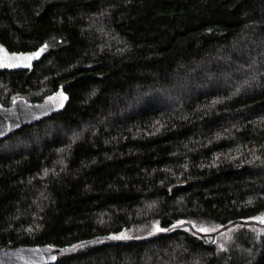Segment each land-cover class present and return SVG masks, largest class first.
<instances>
[{
  "label": "trees",
  "instance_id": "16d2710c",
  "mask_svg": "<svg viewBox=\"0 0 264 264\" xmlns=\"http://www.w3.org/2000/svg\"><path fill=\"white\" fill-rule=\"evenodd\" d=\"M0 45L48 50L0 70L1 104L69 97L0 141V246L264 216V0H0ZM55 264H264V229L101 240Z\"/></svg>",
  "mask_w": 264,
  "mask_h": 264
},
{
  "label": "water",
  "instance_id": "95a60500",
  "mask_svg": "<svg viewBox=\"0 0 264 264\" xmlns=\"http://www.w3.org/2000/svg\"><path fill=\"white\" fill-rule=\"evenodd\" d=\"M60 93H63V97L59 95ZM64 97H66V99H64ZM68 100V95L62 88H60L56 92L47 95L42 101L32 102L18 97L12 101L10 106H4L0 103V141H3L10 135L27 126L36 124L62 111L67 105ZM238 224L244 226H256L264 229V224L259 223L257 220H235L213 232L203 233L196 230L192 223H183L173 224L167 229V231H158L143 238L112 239L104 236L95 237L73 245L75 246L74 250L73 246L64 248L49 245H22L17 247L0 246V264H55L60 254L74 252L81 246L92 242L106 240L115 244L138 243L144 242L151 237H166L173 230L186 227L189 228L194 235L199 236L203 240L210 238L211 243H213L219 235ZM53 257H55V259H53Z\"/></svg>",
  "mask_w": 264,
  "mask_h": 264
},
{
  "label": "snow or ice",
  "instance_id": "6c2138e0",
  "mask_svg": "<svg viewBox=\"0 0 264 264\" xmlns=\"http://www.w3.org/2000/svg\"><path fill=\"white\" fill-rule=\"evenodd\" d=\"M45 47H47L45 45ZM0 51H2V49H0ZM44 51V49H40L39 51L35 52V53H31L30 55L28 56H23V54L21 55L20 59L25 62V66H28L30 67V61L33 59V58H37L40 56V54ZM13 60L16 59V54H13ZM3 66H6V67H15L17 66L16 63H13L11 60H9L7 58V53H4V57L3 58H0V67H3ZM60 96L63 97V93H60L59 94ZM64 99H66V97H64ZM256 220L259 221V223L261 224H264V216H261V217H257V218H254ZM184 222L183 221H179L178 224H183ZM156 231H167V229H161L159 227L156 228ZM198 231H201V232H209V231H213L212 229H207V228H200L198 229ZM112 239H129V237H127L126 235L124 234H121L119 236H113ZM75 249V246H73V250ZM53 259H55V257H53Z\"/></svg>",
  "mask_w": 264,
  "mask_h": 264
},
{
  "label": "rangeland",
  "instance_id": "374dc122",
  "mask_svg": "<svg viewBox=\"0 0 264 264\" xmlns=\"http://www.w3.org/2000/svg\"><path fill=\"white\" fill-rule=\"evenodd\" d=\"M44 46H42L41 48H39L37 51H39L40 49H42ZM0 49H2V51H0V58H3L4 57V53H7V58L9 59V60H11L13 63H16L17 64V66H15V67H6V66H3V67H0V70L1 69H10V70H12V69H24V68H28V66H25V62H23L21 59H20V57H21V55L22 54H16V59H12L13 58V53H9V52H7L1 45H0ZM37 51H35V52H37ZM45 51V50H44ZM42 52L41 54H40V56L39 57H37V58H33L31 61H30V65L34 62V61H36V60H38L41 56H43L45 53H47V51L48 50H46L45 52ZM35 52H32V53H35ZM31 53H27V54H23V56H28V55H30ZM206 233V232H205Z\"/></svg>",
  "mask_w": 264,
  "mask_h": 264
}]
</instances>
